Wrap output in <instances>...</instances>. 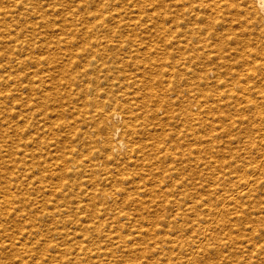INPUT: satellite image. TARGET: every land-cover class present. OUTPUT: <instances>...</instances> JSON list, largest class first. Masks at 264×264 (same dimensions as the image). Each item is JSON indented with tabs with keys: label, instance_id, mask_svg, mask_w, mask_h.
Instances as JSON below:
<instances>
[{
	"label": "rangeland",
	"instance_id": "374dc122",
	"mask_svg": "<svg viewBox=\"0 0 264 264\" xmlns=\"http://www.w3.org/2000/svg\"><path fill=\"white\" fill-rule=\"evenodd\" d=\"M198 27L163 0H0V264L264 260V123L243 146L213 122L210 50L232 39Z\"/></svg>",
	"mask_w": 264,
	"mask_h": 264
},
{
	"label": "bare ground",
	"instance_id": "6f19581e",
	"mask_svg": "<svg viewBox=\"0 0 264 264\" xmlns=\"http://www.w3.org/2000/svg\"><path fill=\"white\" fill-rule=\"evenodd\" d=\"M163 3L168 11H170V9L175 10L176 14L188 15L191 17L202 32H205L206 34L210 33V31L217 33L219 30L218 33H220L221 36L232 39L231 44L223 48L225 49V52L222 61L217 60L220 56V46H214V51L212 49L210 50L214 52V55L211 56V60L215 66L211 71L213 76L212 120L213 122L218 121L219 116H221L223 123L225 124V129L227 130L230 124L235 126L236 121H238L244 130L243 146H245V144L255 146L256 142H254V139L252 140L250 135H252L253 129L258 128L257 126L260 122L264 123V0H163ZM226 40L228 41L230 39ZM168 42L169 39H167V43ZM169 51H167L168 55ZM50 69L52 68L48 66L47 69L35 71V73H43L46 71L47 73H45L47 76L51 77ZM65 70L66 69H64V71ZM52 75L54 77L55 74ZM52 79L53 78H51V81ZM53 81L57 83L56 79ZM96 86L97 85L92 87L88 86L85 90H82V92L87 94L91 90L96 89ZM56 90L58 91V89ZM57 95L60 94L57 93ZM59 102H61V100ZM52 110L55 109L52 108ZM106 111L107 109L104 105L97 106V108H95V115L96 118H100V120L97 121L99 123L102 121V115L106 117V122L110 125V129L108 131H110L111 151L113 153H118L123 150L126 145L122 138L123 134H120L121 124H118L120 113L112 111L107 118ZM212 125L215 131L214 136L216 139V141L213 142L215 143L214 146L217 149L219 146L217 140L219 125L215 123ZM259 126L264 129V125L262 126L261 124ZM97 127L101 130L102 126L98 124ZM261 134V139L259 142L257 141L259 147L264 144V130ZM255 136L256 134L253 137ZM96 137L101 141L102 145L107 139V137L103 136L102 133H97ZM226 145L228 146V139L226 141ZM130 149L133 151L132 147H129V150ZM89 153L90 152H88V154ZM232 160L235 161V159ZM63 161L65 162V160ZM247 161L249 162L250 160ZM236 162L239 161L236 160ZM100 194L102 196L104 195L103 193ZM182 199L185 201V198ZM125 200H128L131 203L134 201L136 202V200H130L129 194H127ZM180 202L178 201L175 203V207L179 210V212H181L182 209L193 208L192 204H194V201L192 198L188 199L187 205ZM107 203V200L104 198L100 202L103 206H107ZM167 205L168 203L157 202L153 207L161 209ZM182 205L185 207L182 208ZM149 206L142 202H138L134 204L133 207L138 210H150ZM119 210L122 211V209ZM181 214H183V212H181ZM193 256L194 254L191 250L189 258H192Z\"/></svg>",
	"mask_w": 264,
	"mask_h": 264
},
{
	"label": "snow or ice",
	"instance_id": "6c2138e0",
	"mask_svg": "<svg viewBox=\"0 0 264 264\" xmlns=\"http://www.w3.org/2000/svg\"><path fill=\"white\" fill-rule=\"evenodd\" d=\"M261 254H264V245L260 246ZM16 264H20L19 258H16ZM44 264H47V260H45ZM260 264H264V260L260 261Z\"/></svg>",
	"mask_w": 264,
	"mask_h": 264
}]
</instances>
